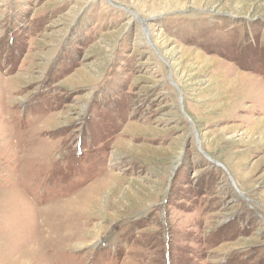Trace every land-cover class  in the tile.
I'll use <instances>...</instances> for the list:
<instances>
[{"label": "rangeland", "instance_id": "1", "mask_svg": "<svg viewBox=\"0 0 264 264\" xmlns=\"http://www.w3.org/2000/svg\"><path fill=\"white\" fill-rule=\"evenodd\" d=\"M0 229V264H264V0H0Z\"/></svg>", "mask_w": 264, "mask_h": 264}, {"label": "bare ground", "instance_id": "2", "mask_svg": "<svg viewBox=\"0 0 264 264\" xmlns=\"http://www.w3.org/2000/svg\"><path fill=\"white\" fill-rule=\"evenodd\" d=\"M145 34H147V36L150 38V36H149L150 33H148V32L146 31ZM170 80H172V81H170V82H172L173 85H175L176 87H178V84H176V82H174L172 76H171V79H170ZM98 199H99V198H98ZM75 203H76V202H75ZM2 204H3V203H2ZM78 204H79V203H78ZM80 204H82V202H81ZM80 204H79V206H80ZM86 207H87V206H86ZM88 210H90V209H88ZM79 211H80V210H79ZM28 212H29V211H28ZM30 213H31V212H30ZM31 214H32V213H31ZM11 217H12V216H11ZM11 217H10V218H11ZM4 218L6 219V217H4ZM30 218H31V217H30ZM31 219H34V218H31ZM6 220H7V219H6ZM11 220H13V219H11ZM8 221H9V220H8ZM13 221H14V220H13ZM13 221H12V222H13ZM9 222H10V221H9ZM9 222H8V223H9ZM18 222H19V221H18ZM6 224H7V222H6ZM10 225L13 226L14 224H13V225L10 224ZM69 225H70V224H69ZM9 228H10V227H9ZM1 229H2V228H1ZM1 229H0V231H2ZM16 229H18V228H16ZM2 232H3V231H2ZM2 232H0V235H1ZM70 232H71V231H70ZM47 233H48V232H47ZM65 233H66V232H65ZM18 234H19V233H18ZM69 234H70V233H69ZM73 234H74V232H73ZM19 235H20V234H19ZM61 235H62V234H61ZM5 236H7V234H6ZM20 236H21V235H20ZM67 236H68V234H67ZM70 237H71V236H70ZM5 238H6V237H5ZM9 238H10V237H9ZM61 238H62V237H61ZM71 238H72V237H71ZM66 239H67V238H66ZM17 240H20V237H19V239L17 238ZM60 240H61V239H60ZM11 242H13V241H11ZM63 242H64V241H63ZM60 243H61V242H60ZM69 243H70V242H69ZM80 243H81V242H80ZM64 244H65V243H64ZM81 244H82V243H81ZM3 245H4V244H3ZM12 246H13V245H12ZM14 246H15V244H14ZM10 247H11V246H9V248H10ZM67 247H68V246H67ZM6 250H7V249H6ZM8 250H9V249H8ZM12 250H13V249H12ZM55 250H56V249H55ZM10 251H11V248H10ZM10 251H9V252H10ZM10 253H11V252H10ZM47 254H48V253H47ZM48 256H49V255H48ZM42 258H43V257H42ZM51 259H52V258H51ZM54 259H55V258H54ZM54 259H53V260H54ZM48 260H49V263L51 264L52 262H51L50 258H48ZM17 261H18V260H17ZM19 261H20V260H19ZM6 262H7V261H6ZM56 263H57V261H56ZM56 263H55V264H56ZM69 263H70V262H69Z\"/></svg>", "mask_w": 264, "mask_h": 264}, {"label": "water", "instance_id": "3", "mask_svg": "<svg viewBox=\"0 0 264 264\" xmlns=\"http://www.w3.org/2000/svg\"><path fill=\"white\" fill-rule=\"evenodd\" d=\"M203 152V151H202ZM216 163V162H215ZM216 165L217 166H219V167H221V168H223V166H221L220 164H218V163H216ZM231 182H232V184H233V186L235 187V183L233 182V180L231 179ZM241 195H242V193H241Z\"/></svg>", "mask_w": 264, "mask_h": 264}]
</instances>
